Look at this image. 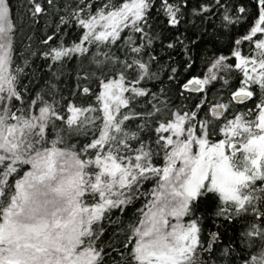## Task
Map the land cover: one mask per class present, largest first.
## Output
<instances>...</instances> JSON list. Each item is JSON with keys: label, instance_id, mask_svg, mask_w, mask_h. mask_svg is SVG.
<instances>
[{"label": "snow or ice", "instance_id": "1", "mask_svg": "<svg viewBox=\"0 0 264 264\" xmlns=\"http://www.w3.org/2000/svg\"><path fill=\"white\" fill-rule=\"evenodd\" d=\"M33 20L55 7L54 0H27ZM220 5L221 0H214ZM159 8L171 26L180 24L185 0H159ZM258 18L248 34L234 40L230 56L220 55L203 78L192 77L182 84L188 92L203 93L222 73L236 71L240 86L231 100L243 104L259 99L247 113L227 119L218 132L223 138L213 141L210 122L197 120V111H171L153 105L147 117L168 110L154 129L155 148L141 140L138 132L124 127L141 113H121L131 101L148 97L142 81L155 78L150 64L156 57L149 53L152 37L147 29L155 0H77L68 18L60 23H74L81 30L78 42L63 43L43 53L52 63L86 55L95 45L91 59L95 71L82 78H94L98 85L95 105L78 106L70 102L66 114L57 111L56 103L37 96L25 104L19 75L23 68L14 66L16 25L10 0H0V264H202L204 248L202 229L196 218L200 202L216 194L222 207L216 215H236L255 207L264 187V0H255ZM240 6L238 12H246ZM207 4L200 12H210ZM226 24L235 21L223 15ZM127 30V35L122 36ZM138 35L139 42L135 38ZM54 36H48L49 44ZM244 42L254 44V54L241 50ZM123 44L121 49L120 45ZM115 46L122 55L112 51ZM105 47L107 50L101 51ZM168 48L174 45L169 43ZM187 51V49H186ZM148 60H144V55ZM231 60V63L228 61ZM192 64L186 63L190 69ZM175 79L177 69H170ZM131 73V78H129ZM228 84V80H224ZM84 96L92 95L88 86L79 88ZM156 99L155 94H151ZM205 99L196 105L204 106ZM228 104H215L212 117H220ZM99 112L100 115H92ZM255 112L254 119H248ZM100 120L99 125L96 121ZM57 122H60L59 124ZM144 125H138L140 130ZM91 131L93 139L81 147L68 143L71 135ZM54 137V138H53ZM132 142H138L133 145ZM161 157V164L154 163ZM26 169V170H25ZM147 182L154 185L140 189ZM144 195L146 202L138 209V219L128 226L118 246L101 247L103 223L112 222L111 213H124L133 201ZM211 241L218 239L211 233ZM252 243L259 239L264 248V227L252 224L244 233ZM227 254V250H225ZM244 264H264V251Z\"/></svg>", "mask_w": 264, "mask_h": 264}, {"label": "trees", "instance_id": "2", "mask_svg": "<svg viewBox=\"0 0 264 264\" xmlns=\"http://www.w3.org/2000/svg\"><path fill=\"white\" fill-rule=\"evenodd\" d=\"M102 0H93L94 7L100 4ZM181 0H177L180 3ZM186 6L182 7L180 13V24L171 26L168 18L159 8V0H155L156 7L153 8L149 19L150 28L147 29L152 37V44L149 46V53L156 57V61L150 64L151 73L155 78L142 81L139 87L149 90L148 97H138L131 101L129 108H122L121 113H141L144 116L136 119H130L125 122L124 127L129 132H138L141 140L148 142L155 148L154 141L156 133L154 132L157 123L161 119L169 118V111L164 110L161 113L147 117V113L152 111L153 105L164 108L166 102L171 111H197V120H207L210 122V131L214 134L211 139L217 141L223 138L218 132V128L227 119H232L239 113H247L259 103V99L249 100L243 104L231 100V94L240 86V74L236 71L222 73V79H218L207 86L205 92H188L182 88V84L192 77L203 78L208 74V68L211 63L220 56H230L234 48V40L242 38L248 34L251 27L258 18V11L255 6V0H221L220 5H215L214 0H185ZM12 16L16 25L14 34V66L23 68V73L19 75L20 87L24 91L25 104L37 96L49 102H55L57 111L66 114V106L72 102L78 106L95 105V93L99 90L94 78L88 80L82 77L85 74L95 71L91 59L95 54V45L89 46V52L84 56H73L66 58L62 63H52L46 59L43 53L49 51L51 47H57L63 43L64 46H71L79 41L81 30L72 22L61 24L60 17L68 18L71 8H75L77 0H54L55 7H49L47 14L33 20L29 15V5L27 0H10ZM207 4L211 7L210 12H200V6ZM71 5V8L68 7ZM240 6L246 7V12H238ZM228 14L234 21V24H226L223 21V15ZM127 30L122 36H126ZM48 36H54V39L45 44L44 40ZM260 38V35H258ZM139 42L138 35L135 37ZM172 43L173 48L167 45ZM121 49L123 44L120 45ZM241 50L245 54H254V44L244 42ZM187 49V51H186ZM107 50L105 47L101 51ZM116 55H122L116 47H112ZM144 60H148V55H144ZM191 63L190 69L186 68V63ZM232 61L229 60L228 63ZM175 67L177 73L174 80H169L172 75L170 69ZM131 78V73H129ZM228 84H224V80ZM88 86L92 89V95L84 96L79 88ZM257 97L264 98V93L255 89ZM151 94H155L156 99ZM205 99L204 106L197 109L196 105L202 99ZM215 104H228L229 108L220 117H212L210 109ZM92 115L99 116L100 113ZM255 118V112L252 117ZM58 124L60 122H57ZM100 120L96 121L99 125ZM143 124V130L138 125ZM54 138V137H53ZM93 139L91 131L87 135H71L68 137L69 144H75L78 148L90 142ZM135 146L138 142H132ZM161 157H155L154 163L161 164ZM26 170V169H25ZM154 185L147 182L140 189H149ZM257 189L264 187V182H258ZM254 195L262 197L256 200L255 207L264 212V193L259 191ZM211 199L205 197L196 210V218L200 221L202 229L201 241L204 248L211 244L210 251L201 250L200 258L202 264H244L245 260H250L252 256H258L264 248L259 239L252 243L250 238L244 236L252 224L264 227V217H257L253 211L240 215L235 214L232 209L226 216L216 215L217 210L222 207L219 197L216 194H209ZM146 202L144 195L135 199L128 206L124 213L114 210L111 213L112 222L107 220L103 223L105 229L104 235L98 242L101 247L108 245L118 246L124 239L130 224H135L139 213ZM211 233H216L218 239L215 243L211 241ZM227 250V254H225Z\"/></svg>", "mask_w": 264, "mask_h": 264}, {"label": "rangeland", "instance_id": "3", "mask_svg": "<svg viewBox=\"0 0 264 264\" xmlns=\"http://www.w3.org/2000/svg\"><path fill=\"white\" fill-rule=\"evenodd\" d=\"M257 35H260V34H257ZM260 38H264V37H261V36H260ZM251 117H252V116H251ZM249 118H250V116H249Z\"/></svg>", "mask_w": 264, "mask_h": 264}, {"label": "water", "instance_id": "4", "mask_svg": "<svg viewBox=\"0 0 264 264\" xmlns=\"http://www.w3.org/2000/svg\"><path fill=\"white\" fill-rule=\"evenodd\" d=\"M246 102V101H245Z\"/></svg>", "mask_w": 264, "mask_h": 264}]
</instances>
